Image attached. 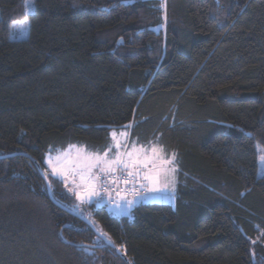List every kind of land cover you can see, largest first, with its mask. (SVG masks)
<instances>
[{
	"label": "trees",
	"instance_id": "obj_1",
	"mask_svg": "<svg viewBox=\"0 0 264 264\" xmlns=\"http://www.w3.org/2000/svg\"><path fill=\"white\" fill-rule=\"evenodd\" d=\"M35 7L12 40L27 1L0 0V264H264V0ZM126 127L175 154V208L115 218L49 171L50 197L47 156Z\"/></svg>",
	"mask_w": 264,
	"mask_h": 264
},
{
	"label": "snow or ice",
	"instance_id": "obj_2",
	"mask_svg": "<svg viewBox=\"0 0 264 264\" xmlns=\"http://www.w3.org/2000/svg\"><path fill=\"white\" fill-rule=\"evenodd\" d=\"M111 138L116 148L114 156L110 159L108 158V153L112 150L110 147L103 155L94 154L92 163L87 164L84 169L79 171L76 164H73L71 168L61 167L68 160L67 153H58L55 157L47 156L45 163L48 170L44 172L45 179L47 180L48 172L50 171L53 177L60 179L67 186L71 176V182L76 188H81L82 186V191H75V195L81 203H91L93 202V197H99V199L94 201L97 207H100L105 202L106 196L111 195L113 188H118L117 182L119 180L123 179L125 185L134 182L136 176L140 175V169L144 170L141 179L150 182L153 187L157 183L166 181L167 173L164 165L171 164L175 159V154H173L171 159H166L162 155L163 149L157 145H152L147 150L143 146L137 148L136 145H132L131 151L121 152L122 145L126 143L127 132L120 131L117 133V131H112ZM148 152L151 153L150 156L147 155ZM93 169H96V171H93ZM118 170H123L120 176L116 174ZM75 176H79V184H77ZM109 180L111 183H109ZM102 192L104 193L103 196L101 195ZM117 195H119V191H117ZM126 204L130 206L132 201H127ZM76 211L79 212L80 209L77 207ZM120 211L121 214H126V208ZM93 226H95L94 222ZM100 239L107 240L108 238L101 232L97 243L100 242ZM108 242L111 243L110 240Z\"/></svg>",
	"mask_w": 264,
	"mask_h": 264
},
{
	"label": "rangeland",
	"instance_id": "obj_3",
	"mask_svg": "<svg viewBox=\"0 0 264 264\" xmlns=\"http://www.w3.org/2000/svg\"><path fill=\"white\" fill-rule=\"evenodd\" d=\"M27 1V18H25L22 21H19L14 24L13 30L11 33V39L12 40H24L27 39L29 36L30 31V18L29 16L34 14L36 11L35 7V0H26ZM131 129L129 127H126L122 130H116L117 133L120 131H126L127 132V139L126 143H124L120 149L121 152L124 151H131L132 145H136L137 148H140V146H143L144 149H150L152 145H157L158 147L163 149L162 155L166 159H171L173 154L166 151L162 146L151 143V144H142L138 139H133L131 141L130 139V131ZM111 151L108 153V158H112L116 152V148L114 145V142L112 140L111 143ZM257 154H258V162H259V177H264V148L257 144L256 146ZM58 153H67L68 154V160L65 162V164L61 165V167L71 168L73 164L77 165V170L84 169L87 164L92 163V157L94 154L103 155L102 153L94 152L88 150L84 145H73L69 147L66 150H58L53 155L55 157ZM143 155V154H141ZM147 155H151L150 152L147 153ZM126 159V157H124ZM164 169L167 173V179L164 182L157 183L155 187L143 179H141V176L144 173L143 169H140V175L136 176L135 180L138 182V184L143 187L145 193L143 196L139 198H131L126 197L124 195L119 196H106L105 202L101 206H106L108 208V211L111 215H113L115 218H123V217H129L132 213V211L143 204H159V205H168L172 207H176L177 205V193H178V166L176 164V156L175 159L172 161L171 164L164 165ZM93 171H96V169H93ZM135 171V170H134ZM123 170H118L117 173H122ZM51 173V172H50ZM75 179L77 181V184L80 183L79 176H75ZM72 177H69V180L67 182V186H70L73 192L75 191H82L81 188H76L72 182ZM146 185V186H145ZM166 185V186H165ZM132 201V204L130 206H127L126 202ZM126 208V214H121V209Z\"/></svg>",
	"mask_w": 264,
	"mask_h": 264
},
{
	"label": "built area",
	"instance_id": "obj_4",
	"mask_svg": "<svg viewBox=\"0 0 264 264\" xmlns=\"http://www.w3.org/2000/svg\"><path fill=\"white\" fill-rule=\"evenodd\" d=\"M116 174L117 176L121 175V173H116ZM109 183H111L110 180ZM117 183H118V188L112 189L111 191L112 196L124 195L126 197H131V198H139L143 196L145 193L143 187H141L136 180L134 182H130L127 185L123 183V179L119 180ZM117 191H119V195H117ZM101 195L103 196L104 193L102 192Z\"/></svg>",
	"mask_w": 264,
	"mask_h": 264
},
{
	"label": "water",
	"instance_id": "obj_5",
	"mask_svg": "<svg viewBox=\"0 0 264 264\" xmlns=\"http://www.w3.org/2000/svg\"><path fill=\"white\" fill-rule=\"evenodd\" d=\"M38 166V165H37ZM38 168H39V170H40V173L42 174V176H43V178L45 179V176H44V170L41 168V167H39L38 166ZM45 181L47 182V184H48V190H49V195H50V197H53V194H52V187H51V185L49 186V180H48V178H47V180L45 179ZM63 208V207H62ZM64 209V208H63ZM65 210H67V209H65ZM67 211H69V210H67ZM72 213V212H71ZM73 214V213H72ZM73 215H75L76 217H78L79 219H81L82 221H84L86 224H88L89 226H91L95 231H96V229L94 228V226H93V224L88 220V219H85V218H83V217H81V216H78V215H76V214H73ZM100 236V235H99ZM105 242H107L105 239H103ZM108 243V242H107ZM109 244V243H108ZM123 256H125V255H123Z\"/></svg>",
	"mask_w": 264,
	"mask_h": 264
},
{
	"label": "crops",
	"instance_id": "obj_6",
	"mask_svg": "<svg viewBox=\"0 0 264 264\" xmlns=\"http://www.w3.org/2000/svg\"><path fill=\"white\" fill-rule=\"evenodd\" d=\"M129 132H130L129 134H130V139H131V130H130ZM131 141H132V140H131ZM97 199H99V197H93V198H92L93 201H94V200H97ZM106 206H107V205H106ZM109 213H110V212H109ZM112 216H113V215H112Z\"/></svg>",
	"mask_w": 264,
	"mask_h": 264
}]
</instances>
